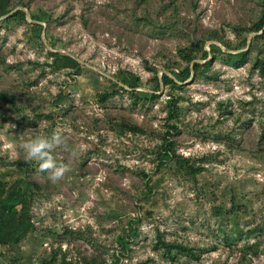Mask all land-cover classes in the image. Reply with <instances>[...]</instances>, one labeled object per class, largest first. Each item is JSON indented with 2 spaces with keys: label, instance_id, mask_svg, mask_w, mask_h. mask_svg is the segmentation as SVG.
Instances as JSON below:
<instances>
[{
  "label": "rangeland",
  "instance_id": "1",
  "mask_svg": "<svg viewBox=\"0 0 264 264\" xmlns=\"http://www.w3.org/2000/svg\"><path fill=\"white\" fill-rule=\"evenodd\" d=\"M263 8L4 0L0 184L24 193L30 225L0 243V264H264V30L251 27ZM53 132L69 169L55 181L21 148ZM162 136L187 165L162 158Z\"/></svg>",
  "mask_w": 264,
  "mask_h": 264
},
{
  "label": "trees",
  "instance_id": "2",
  "mask_svg": "<svg viewBox=\"0 0 264 264\" xmlns=\"http://www.w3.org/2000/svg\"><path fill=\"white\" fill-rule=\"evenodd\" d=\"M0 4H3L4 0H0ZM264 4V0H262ZM14 14H18L20 17L23 16V11L18 9L17 11L14 12ZM32 27L37 29L39 28L37 23H32ZM254 30L257 29H262L264 30V8L258 15L257 19L252 23L251 25ZM38 31V30H37ZM191 46H194V49H200L202 52V55H204L205 50L202 48V46L197 45L195 41L191 42ZM214 46V45H213ZM218 52H220L226 60H231L232 62H238L241 61L244 56V51H238V52H223L220 50L218 46H214ZM53 56V62L55 64H62V65H71V66H76L77 62L76 60L68 55V54H61L58 53L57 51H51L50 52ZM183 58L186 59V61L191 62V65L193 69H197L199 67V62L193 60L192 57L189 53H183L181 54ZM257 62H259V67H262L263 59H256ZM186 69L188 68L187 66L185 67ZM262 70V69H260ZM184 74H178L174 73V76L178 80H182ZM161 78L164 82H174L175 81L165 75L162 74ZM104 94H102L103 96ZM169 113L173 111L172 106H169L168 109ZM128 129H134L137 130L138 127L132 124H126ZM168 126L175 128V126L172 123H169ZM160 153L162 155V158L164 160H173L177 163H186L187 165V158L179 155L178 153L174 152L173 147L171 146V143L168 142L167 139H164L162 136V140L160 142ZM161 158V160H162ZM145 175V174H144ZM144 184L146 186V192H150V185H149V178L145 176ZM146 194V193H145ZM18 204V207H15V205ZM28 199L24 198V193L18 191L16 186L10 185L9 189L7 187H3V185L0 184V243H5L8 242V240L14 238H17V234L23 233L28 226L30 225L29 221V216L27 214L28 211ZM118 238L120 240L124 241V238L122 235H118ZM162 243V241H161ZM162 247H164L166 250L169 247L168 245L161 244ZM175 247H181L178 244L174 245ZM182 248V247H181Z\"/></svg>",
  "mask_w": 264,
  "mask_h": 264
},
{
  "label": "clouds",
  "instance_id": "3",
  "mask_svg": "<svg viewBox=\"0 0 264 264\" xmlns=\"http://www.w3.org/2000/svg\"><path fill=\"white\" fill-rule=\"evenodd\" d=\"M63 143V137L58 132H53L51 136L37 134L31 139L24 141L21 148L28 162L36 161L39 170L50 173V179L60 180L69 170L67 165L58 164L52 155V151Z\"/></svg>",
  "mask_w": 264,
  "mask_h": 264
},
{
  "label": "water",
  "instance_id": "4",
  "mask_svg": "<svg viewBox=\"0 0 264 264\" xmlns=\"http://www.w3.org/2000/svg\"><path fill=\"white\" fill-rule=\"evenodd\" d=\"M27 14L26 10H25V15Z\"/></svg>",
  "mask_w": 264,
  "mask_h": 264
}]
</instances>
